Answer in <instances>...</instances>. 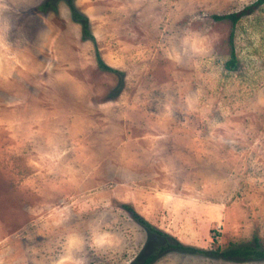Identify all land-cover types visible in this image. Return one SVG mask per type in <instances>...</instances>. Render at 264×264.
I'll return each mask as SVG.
<instances>
[{
    "label": "rangeland",
    "instance_id": "1",
    "mask_svg": "<svg viewBox=\"0 0 264 264\" xmlns=\"http://www.w3.org/2000/svg\"><path fill=\"white\" fill-rule=\"evenodd\" d=\"M254 1L0 0V264H264Z\"/></svg>",
    "mask_w": 264,
    "mask_h": 264
},
{
    "label": "trees",
    "instance_id": "2",
    "mask_svg": "<svg viewBox=\"0 0 264 264\" xmlns=\"http://www.w3.org/2000/svg\"><path fill=\"white\" fill-rule=\"evenodd\" d=\"M264 0H256L251 4H248L244 9L232 12L226 15H215L214 17L216 19H226L229 18L232 20L233 23H237L238 20L245 14V13H251L253 12L260 4H262ZM75 16L78 18H81L84 20V27L87 28V20L84 19L79 13H75ZM231 59H229L228 66L229 67H235L236 65V59L235 55L232 51ZM99 64L102 68H110L106 63L103 62L101 58H98ZM129 210L132 211V215L135 219H137L139 222L144 224L147 228L150 230H155L150 223L141 217L137 212L132 210L131 207H128ZM215 233V240L213 241L215 243L216 248L211 249V251L207 250V253L220 255L227 258H240V259H252V258H263L264 259V250L260 248L259 244L256 243V245H242V246H235L230 247L228 249H223L221 246L222 241V235L221 232L218 230L213 231ZM220 241V242H219ZM169 247H175L180 249H187L188 247H185L181 243H175V244H167V245H161L159 246V249L157 251H153L149 253L148 255L144 256L143 259H138L134 261L132 264H151L153 263L161 254L162 251L166 250Z\"/></svg>",
    "mask_w": 264,
    "mask_h": 264
}]
</instances>
